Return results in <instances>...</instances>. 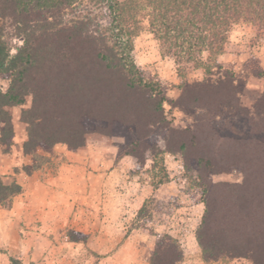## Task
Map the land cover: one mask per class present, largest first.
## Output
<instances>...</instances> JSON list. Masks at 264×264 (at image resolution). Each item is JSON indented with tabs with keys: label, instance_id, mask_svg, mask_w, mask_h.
<instances>
[{
	"label": "trees",
	"instance_id": "16d2710c",
	"mask_svg": "<svg viewBox=\"0 0 264 264\" xmlns=\"http://www.w3.org/2000/svg\"><path fill=\"white\" fill-rule=\"evenodd\" d=\"M144 17L162 53L173 56L178 66H199L206 53L210 75L217 76L185 83L176 106L214 109L216 117L229 113L241 119L233 124L244 136L230 131L215 148L222 165L218 170L235 168L243 174L242 183L221 184L223 189L241 190L238 196L232 192L231 199L224 197L228 193L207 196L195 236L202 258L209 262L222 255L246 256L264 264V93L250 111L241 106V90L229 77L226 93L211 103L205 100L230 74L221 70L217 57L231 26L248 22L264 33V0H0V77L9 79L7 89L0 90V138L13 134L10 108L31 95L30 107L21 111L27 125L25 154L58 142L76 149L88 133H109L114 127L120 131L132 126L137 140L150 139L163 122L166 97L130 60L133 37ZM14 36L22 43L11 54L8 41ZM166 129L168 144L184 132ZM177 144L179 151L186 146ZM125 155L131 152L117 153ZM21 191L16 181L5 184L0 178V205H10ZM155 246L149 264H178L183 256L178 240L169 234Z\"/></svg>",
	"mask_w": 264,
	"mask_h": 264
},
{
	"label": "rangeland",
	"instance_id": "374dc122",
	"mask_svg": "<svg viewBox=\"0 0 264 264\" xmlns=\"http://www.w3.org/2000/svg\"><path fill=\"white\" fill-rule=\"evenodd\" d=\"M21 43V38H9L10 53L14 54ZM202 59L199 66H178L173 56L162 53L147 18H142V26L133 37L130 60L145 80L159 84L161 94L166 97L162 103L163 122L154 128L150 139L143 141L136 139L132 126H124L120 131L114 127L109 133H88L84 145L76 149L58 142L48 150L38 147L35 154H25L22 144L27 139V125L21 111L30 107L31 95L25 97L24 104L10 108L13 134L10 138H0V178L5 184L16 181L22 191L13 197L10 205H0V264H149L155 243L164 234L176 238L181 246L183 256L178 264H254L250 257L227 255L205 262L195 237L202 223L207 196L211 193L220 198L228 193L224 197L231 199L233 194L238 196L241 189L225 191L221 184L236 185L243 181L238 169L218 170L222 165L215 154L221 136H229L230 131L244 136L243 130L234 125L241 119L229 113L216 117L214 109L176 106L185 83L217 78L216 74L210 75L212 63L206 53L202 54ZM217 60L221 70L230 74L216 92L205 94V100L211 103L213 97L226 93L229 80L234 78L236 87L241 90V106L253 111L254 101L264 93V33L248 22L232 25L224 51ZM8 83L9 79L0 77V90L5 91ZM88 123L86 127L91 128ZM166 127L184 131L176 139L186 145L183 150H177V142L168 144ZM118 151L131 152V155L118 157ZM67 152L77 153L78 157L72 170V197L49 191H36L23 197V179L32 175L51 182L54 175L64 171ZM211 169L215 171L211 173ZM103 171L111 173L109 178H104V185L100 178L94 177ZM106 195L111 205L108 216L118 219L115 223L101 226L95 218L102 214L100 205L88 209L90 220L81 219L85 208H90L84 202L92 200L100 204ZM20 196L26 205L17 206L13 215L17 213L21 218L25 211H31V203L52 199V204L46 205L44 222L6 218L5 211L10 210ZM72 198L82 206L77 209V220L53 222V215L69 212ZM116 205L118 210L113 208ZM100 231L106 232V239L99 236ZM93 232L94 237L90 238ZM206 240L212 241V238Z\"/></svg>",
	"mask_w": 264,
	"mask_h": 264
},
{
	"label": "crops",
	"instance_id": "0c3cea01",
	"mask_svg": "<svg viewBox=\"0 0 264 264\" xmlns=\"http://www.w3.org/2000/svg\"><path fill=\"white\" fill-rule=\"evenodd\" d=\"M78 161V157H77V153H66L64 155V163H63V167H64V171L60 173H57V175H54L55 177L52 178L53 180L51 182H48L47 180H41L40 178H34L32 175H27V178H24L23 180L25 181L23 185V189H24V192L22 193V196L27 198L29 195L33 194L34 192L36 191H49V192H54V193H57L56 195H59V194H62L63 196H68L69 198L72 197L71 195V192L72 190H70V187H71V183H72V180H74V174L72 173V170H74L75 168V162L74 161ZM92 173H89L88 175H91ZM98 175H94V177H98L100 178V180H102L101 184H103V180L104 178H109L111 173H109L108 171H103L101 173H97ZM84 175V174H83ZM73 178V179H72ZM86 187L87 184H85ZM100 186V188H103L105 186ZM69 189V190H68ZM67 192V193H66ZM21 195V194H20ZM20 198L18 200H14L10 210H7L5 211L4 215H6V218H8L9 221H32V219H38L39 221H42L44 222V220L46 219V212H45V208H46V205L49 203L52 204V199L48 200L47 199H44L43 202L41 201V203H36V204H32L31 203V211L28 213L25 211V214H23V217L21 218L20 216L17 215V213L15 214L16 216L13 215V213L15 212L17 206L19 205H26V203H23V199L24 198ZM73 199V198H72ZM75 199H73L72 201H70V205L69 207L70 210L67 214H62V215H57V216H52V221L53 222H59V223H62V222H66V221H69V222H72V220H77V216H76V213H78L77 209L78 208H82V206H79L78 204H76V202L74 201ZM139 201V200H138ZM137 201V203H139ZM100 204H96L95 202H92V200H87V203H85V205L87 207H90V208H85V211L84 212V215H82V218L84 221H88L90 220L89 219V216L88 215V212H90L88 209H94L96 208L97 206L100 207L101 209V212L102 214H100L99 217H95L98 219V221L101 223V226H103V224H106V226H108V224L110 222L112 223H115L118 219H113V218H109L108 216V209H110L109 207L111 206L110 205V200L108 198V196L106 195L105 198L101 199L100 201ZM135 202V200L133 201ZM55 202L53 201V204ZM51 204H49V207L52 206ZM30 206V205H29ZM48 206V205H47ZM114 210H118L119 207L116 205L113 207ZM118 208V209H116ZM33 209L35 211H33ZM74 209L76 211H74ZM33 213H36V216H34ZM36 217V218H35ZM51 217V216H50ZM91 237L90 238H93L94 237V232L90 235ZM99 236L100 237H104V239L107 238V235H106V232H101L99 233ZM23 241V239H21ZM24 245V244H23ZM27 246V245H25Z\"/></svg>",
	"mask_w": 264,
	"mask_h": 264
}]
</instances>
